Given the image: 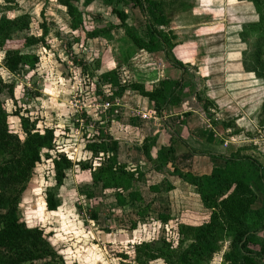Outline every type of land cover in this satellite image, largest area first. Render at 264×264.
I'll list each match as a JSON object with an SVG mask.
<instances>
[{
  "label": "rangeland",
  "instance_id": "rangeland-1",
  "mask_svg": "<svg viewBox=\"0 0 264 264\" xmlns=\"http://www.w3.org/2000/svg\"><path fill=\"white\" fill-rule=\"evenodd\" d=\"M147 1L156 5L157 14L168 22L159 30L170 34L173 46L163 52L137 51L121 30H109V26H119V21L105 0H93L90 4H84V0L72 2L82 14V29L77 30L69 28L72 20L59 0H15L16 4L11 6L0 0V16L14 19L28 14L29 34L35 38L43 36L45 40V45L28 50L38 57L35 68L24 67L16 74L2 66L4 54L0 51V77L14 85L13 98L7 92L2 94L10 115V131L24 138L20 118L12 116L16 113L34 122L40 131L45 128L54 131L51 159L43 157L36 166L20 198L18 215L27 227L40 228L50 236V243L61 258L60 264H134L135 250L152 241H166L175 250L183 239L178 224L191 225L201 215L198 196L189 188L177 196L178 212L173 211L172 220L167 222L157 217V213L168 214L169 210L160 197L150 203L151 209L141 217L134 215L136 209L132 207L116 208L108 195L113 191L107 190L102 195L100 189H92L91 171L100 167L103 156L94 157L85 150L88 140L103 136L105 142L120 141L130 155L131 144L141 145L150 132L154 134L164 127L166 132H159L163 142L169 140L167 133L176 132L175 152L190 148L198 153L229 156L242 149L241 154H248L264 165V80L251 72L254 66L249 53L254 37L246 43L240 38L243 26L257 21L251 3ZM112 6L126 15L129 26L145 36V20L149 19L146 3L142 11L132 3ZM94 31H99L98 37L87 35ZM23 36L18 35L14 39L18 43L12 45L22 52L25 49L19 40ZM108 71H114L120 85L126 87L122 96L114 100L110 98L118 87L100 79ZM181 77L180 104L161 113L152 110L146 99L142 100L129 88L132 83H138L150 92L160 78ZM138 98L145 105L143 109L141 104L137 105ZM104 101L116 104L112 109L124 113L127 119L133 117L129 116L131 112L126 115L127 109L139 107L156 118L147 123L156 125L144 127L140 123L123 122L113 110L101 108ZM147 129L150 131L145 133ZM187 140H195V144L191 141L194 148ZM58 155L66 156L71 167L57 190L61 205L55 212H49L46 191L54 187L52 159ZM120 162L123 163L122 158ZM83 167L88 168L83 170ZM155 176L148 173L146 180L162 178ZM146 186L148 182L139 188L146 202H150ZM252 192L251 208L264 206V195L259 189L253 187ZM90 194L92 198H88ZM258 238L262 244H249L250 249L257 251L264 245V231ZM222 241L217 244L220 250L199 264H232L224 259L229 251V239ZM261 263L264 264V258ZM147 264L167 263L157 258Z\"/></svg>",
  "mask_w": 264,
  "mask_h": 264
},
{
  "label": "trees",
  "instance_id": "trees-1",
  "mask_svg": "<svg viewBox=\"0 0 264 264\" xmlns=\"http://www.w3.org/2000/svg\"><path fill=\"white\" fill-rule=\"evenodd\" d=\"M78 1L59 0V4L66 7L72 20L69 23L72 30L82 29V14L72 6V2ZM92 1L84 0V4H90ZM245 1L253 6L257 21L244 25L240 38L246 43L248 38L254 37L255 41L249 53L254 66L251 72L264 80V0ZM3 2L11 6L15 0ZM114 3L117 5L132 3L141 11L144 4H147L149 19L145 20V36H141L134 27L126 23V15L114 8L112 6ZM105 5L119 21V26H109V30L113 28L121 30L137 51L158 53L173 46L170 43V34L159 30V27H165L168 22L157 14L156 5L147 0H105ZM29 23V15L26 13L14 19L0 16V51L4 54L2 66L11 74L21 72L24 67L34 69L38 57L28 50L45 45L43 36L35 38L29 34ZM43 32L44 35L47 34L45 29ZM20 34L24 35L19 40L25 49L23 52L12 46L18 43L16 42L18 40L14 39ZM87 35L95 38L99 36V31ZM174 37L172 35V39ZM115 76L114 71L102 73L100 76L101 80L118 87L111 100L120 98L126 91V87L121 86ZM182 83L183 77L178 80H162L150 92L145 90L143 84L138 83H132L129 88L139 94L142 100L146 99L152 110L161 113L168 107L180 104L179 91ZM4 92L13 98L14 85L7 84L0 77V264H60L61 258L51 245L50 236L40 228L27 227L18 215L20 198L36 166L43 157L51 159L54 131L48 128L40 131L34 122L16 113L12 116L20 118V127L24 134V138L20 139L9 129L10 115L6 112L2 100ZM164 129L162 127L154 134L150 132L145 136L141 143L144 163L134 168L124 160L123 163L120 162L122 156L118 144L105 142L103 136L98 137L99 140H88L85 145V150L92 156H103L100 167L91 171L92 189H100L102 195L107 190L113 191V194L108 195L116 208L132 207L136 209L134 215L141 217L140 215L147 214L151 209L150 203L157 202L160 197L163 205H168L166 207L169 210L168 214L164 211L157 213L158 219L162 222L172 220L173 211L178 212L177 196L182 195L175 182L190 186L201 203V215H196L198 217L196 223L178 224L179 235L183 236V239L180 240L177 249L172 250L166 241L143 244L135 250L134 264H147L157 258L165 259L167 264H199L211 259L212 255L220 250L218 242L225 239H229V251L224 255L226 261H231L232 264H262L264 245L256 251L250 249L249 244H262L258 234L264 231V206L257 209H252L251 206L253 187L264 195V165L248 154H241L242 149H239L229 156H208L211 163L207 165V171L202 165L199 167L201 171L195 174L188 171L189 169L181 170L175 165L173 146L175 131L167 133L169 140L166 142L164 140V145L156 148L159 132L165 133ZM152 130L154 132V129ZM149 131L147 129L144 132ZM189 152L201 156L192 150ZM52 164L55 184L46 191L45 198L46 209L49 212H55L61 205L57 190L63 185L66 173L71 167V162L64 155L53 158ZM146 166L149 167L148 170L145 169ZM86 168L88 167L82 169ZM148 173L154 176L159 174L162 178L147 181ZM146 182L150 202H146L144 193L139 188L140 184L144 185ZM92 197L93 194L88 196Z\"/></svg>",
  "mask_w": 264,
  "mask_h": 264
},
{
  "label": "crops",
  "instance_id": "crops-1",
  "mask_svg": "<svg viewBox=\"0 0 264 264\" xmlns=\"http://www.w3.org/2000/svg\"><path fill=\"white\" fill-rule=\"evenodd\" d=\"M170 79L175 80L173 78H170ZM161 80H162L161 78L158 79L156 82H154V84L157 83L158 81H161ZM142 102H141V100L139 98L137 99V105L139 106L141 104L143 106L142 107V109H143L145 105H143ZM138 108L139 107H137V109L132 110V111H131V109H127L126 115L128 116V113L131 112V115H129V116H133L132 118L127 119L125 117V114L124 113L123 114H120L121 112H119V111L115 112V116H118L119 115V119H121V121H123V122L126 121V122H132V123H140L141 126H144V127H152V126L156 125L155 122L152 123V124L151 123L150 124L147 123L151 119L152 120H156V118L153 117V116H151V115L147 119H142L141 118V113H143V114H145V113H144L143 110L141 111ZM110 140H112V137H110ZM191 141H193V143L195 144V140H187V142L190 145V147H193L191 145L192 144ZM110 143L118 144V150L121 153L122 159L126 163H128L129 166H131V167L134 168L137 165H140V164H143L144 163V158H143V155L141 153V147H140L141 145H139L137 143L131 144L130 147H131V150L132 151H131L130 155H128V153L126 151L127 150L126 145H121V142L120 141H116V140H112V141H110ZM163 145H164V142L162 140V135H160L158 137V140H157L156 148L159 149ZM188 149L189 150H192L190 148H187L184 151H181V152L180 151H176L175 152V156L174 157H175V165H176V167L179 168V169H181V170L189 169L188 171H191V173L195 174L197 171H199V172L201 171V169H199V167L202 165V166H204V168L207 171L208 170V166L207 165H209L211 163V160L209 159V157H206V156H210L213 153L212 154L211 153H209V154H206V153H198V152L192 150L193 152H195V154L201 155V156H196V155H192L189 152ZM175 186H176V184H175ZM188 188L189 189H192L190 186H187L185 183H182V182H179L178 183V190L181 193L184 190H187Z\"/></svg>",
  "mask_w": 264,
  "mask_h": 264
},
{
  "label": "built area",
  "instance_id": "built-area-1",
  "mask_svg": "<svg viewBox=\"0 0 264 264\" xmlns=\"http://www.w3.org/2000/svg\"><path fill=\"white\" fill-rule=\"evenodd\" d=\"M101 108L104 110V111H110V110H113L112 108H115L116 104L114 103H110L109 101L108 102H102V104L100 105ZM113 112H117V110H113ZM153 114H155V112H152ZM150 114H143L141 113V118L142 119H147L149 118ZM79 122V119L77 120V123Z\"/></svg>",
  "mask_w": 264,
  "mask_h": 264
},
{
  "label": "clouds",
  "instance_id": "clouds-1",
  "mask_svg": "<svg viewBox=\"0 0 264 264\" xmlns=\"http://www.w3.org/2000/svg\"><path fill=\"white\" fill-rule=\"evenodd\" d=\"M0 55H2V54H0ZM31 226V225H30Z\"/></svg>",
  "mask_w": 264,
  "mask_h": 264
}]
</instances>
